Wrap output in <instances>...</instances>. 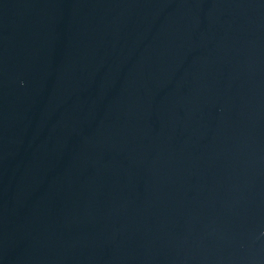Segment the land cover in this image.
Wrapping results in <instances>:
<instances>
[{"label":"water","instance_id":"obj_1","mask_svg":"<svg viewBox=\"0 0 264 264\" xmlns=\"http://www.w3.org/2000/svg\"><path fill=\"white\" fill-rule=\"evenodd\" d=\"M0 264H264V0H0Z\"/></svg>","mask_w":264,"mask_h":264}]
</instances>
